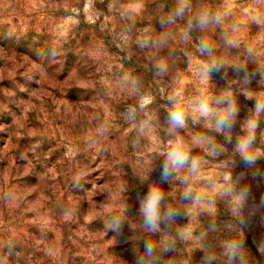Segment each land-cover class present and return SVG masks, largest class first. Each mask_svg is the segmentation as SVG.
Returning <instances> with one entry per match:
<instances>
[{
    "label": "rangeland",
    "instance_id": "obj_1",
    "mask_svg": "<svg viewBox=\"0 0 264 264\" xmlns=\"http://www.w3.org/2000/svg\"><path fill=\"white\" fill-rule=\"evenodd\" d=\"M181 2L0 0V264H138L145 243L156 264H264V156L245 167L234 147L255 118L249 152L264 153V0H186L177 16ZM225 93L230 141L195 110ZM177 136L200 167L162 181ZM149 184L179 212L155 232L138 211Z\"/></svg>",
    "mask_w": 264,
    "mask_h": 264
},
{
    "label": "clouds",
    "instance_id": "obj_2",
    "mask_svg": "<svg viewBox=\"0 0 264 264\" xmlns=\"http://www.w3.org/2000/svg\"><path fill=\"white\" fill-rule=\"evenodd\" d=\"M187 7L186 0H182L176 11V15H183ZM197 23L204 27L208 23V16L201 15ZM208 45L202 46V51H206ZM221 64L213 61L211 64H205L201 69L202 77L207 79L210 75L218 74L221 70ZM175 104V110L171 111L168 118V124L171 130L183 128L185 125V112L180 108L179 101L182 99L181 93L176 92L169 97ZM220 105H226L221 108ZM195 110L198 112L200 119L211 121L215 130L218 133L226 134L227 139L231 140V129L235 124L237 108L235 103L230 98V93H225L213 102L200 100L195 105ZM257 114L264 112V102L257 101L255 105ZM246 135L238 137L234 145L235 151L240 155L241 161L245 167H250L255 162L264 156V153L257 152L250 154L249 150L253 148L255 143V133L258 127V121L255 118H249L245 123ZM203 137H195L193 145L204 143ZM215 151V149H213ZM163 160L159 165L160 178L162 181H167L174 173L187 169L190 173H196L200 167V161L194 158L187 148L184 140L177 136L174 140L170 139L166 151L162 152ZM183 197L188 199L192 197V189L187 188ZM199 203L200 197H195ZM166 195L165 191L157 184H149L146 192L138 199V211L143 219L144 226L147 231L155 232L160 230L161 224L174 219L179 215L178 210L167 208L165 206ZM236 209L233 211L239 214L248 202V190L243 189L235 194ZM259 208L264 209V199H261ZM256 213H250V216H255ZM242 222H245L242 220ZM259 247L264 248V244ZM240 245L237 243H229L227 252L229 259H235L239 251ZM154 248L151 243H145V255L138 261V264H156L153 258ZM207 264H211L209 259Z\"/></svg>",
    "mask_w": 264,
    "mask_h": 264
}]
</instances>
